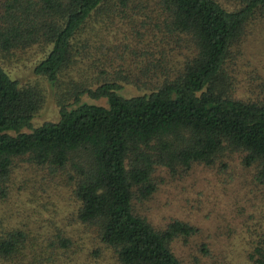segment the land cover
Instances as JSON below:
<instances>
[{
    "label": "trees",
    "instance_id": "obj_1",
    "mask_svg": "<svg viewBox=\"0 0 264 264\" xmlns=\"http://www.w3.org/2000/svg\"><path fill=\"white\" fill-rule=\"evenodd\" d=\"M134 1L0 0V61L32 46L43 52L29 83H19L0 65V201L10 192L15 160H22L43 169L46 183L66 178L75 222L116 264H182L170 244L195 235L196 227L174 219L155 228L134 205L154 191L156 168L184 172L220 159L226 167L228 153H236L264 185V100L235 97L226 71L232 49L264 18V0H147L160 16V27L148 24L147 31L175 36L188 49L162 81L147 78L143 92L124 96L121 78L107 77L90 60V44ZM101 46L96 50L103 55ZM77 63L92 75L65 81ZM155 67L147 61L142 68L148 77ZM43 83L55 92L58 117L34 126ZM72 244L61 228L41 236L38 226L32 231L22 223L0 235V257L14 263L26 252L33 259L39 253L53 257L55 249ZM254 253V264H264V238Z\"/></svg>",
    "mask_w": 264,
    "mask_h": 264
},
{
    "label": "rangeland",
    "instance_id": "obj_2",
    "mask_svg": "<svg viewBox=\"0 0 264 264\" xmlns=\"http://www.w3.org/2000/svg\"><path fill=\"white\" fill-rule=\"evenodd\" d=\"M221 1L231 4L240 0ZM148 3H129L126 12L117 13L109 21L103 36L91 37L94 40L90 44V60L107 77L116 74L121 78L119 92L124 96L143 92L147 78L162 81L187 53L186 41H178L161 30L147 31L148 24L160 27L155 21L160 19L156 5ZM261 19L256 25L250 24L254 27L232 49V58L226 62L233 95L241 99L264 100V18ZM100 44L103 55L96 50ZM42 55L39 46H32L15 52L10 61H0V65L19 83H29L33 81L31 69ZM97 56L101 61L106 59L97 62ZM147 61L159 65L150 70L148 77L147 69L142 68ZM91 71L77 63L64 80L75 82L80 74L92 75ZM42 87L43 102L31 120L34 126L58 117L54 90L45 83ZM82 99L105 104L104 99ZM228 154L226 167L220 159L213 166L196 164L184 172L156 168L154 191L146 200L135 202L136 211L155 228H163L174 219L196 227L195 235L185 241L176 238L170 244L182 264H254V247L264 238V185L254 179L252 168L240 165L236 153ZM12 171L10 192L0 201V235L8 226L21 227L23 223L32 231L38 226L41 236L61 228L73 244L68 249H55L53 257L37 253L33 259L26 252L15 263L0 257V264H116L93 233L75 222L76 203L66 178L46 183L43 169L30 167L22 160H15Z\"/></svg>",
    "mask_w": 264,
    "mask_h": 264
}]
</instances>
